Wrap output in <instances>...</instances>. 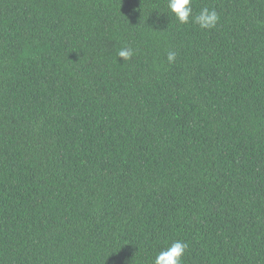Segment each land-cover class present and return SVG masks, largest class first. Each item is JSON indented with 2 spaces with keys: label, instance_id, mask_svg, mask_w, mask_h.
<instances>
[{
  "label": "trees",
  "instance_id": "16d2710c",
  "mask_svg": "<svg viewBox=\"0 0 264 264\" xmlns=\"http://www.w3.org/2000/svg\"><path fill=\"white\" fill-rule=\"evenodd\" d=\"M192 7L0 0V264H264V0Z\"/></svg>",
  "mask_w": 264,
  "mask_h": 264
},
{
  "label": "clouds",
  "instance_id": "9594fccd",
  "mask_svg": "<svg viewBox=\"0 0 264 264\" xmlns=\"http://www.w3.org/2000/svg\"><path fill=\"white\" fill-rule=\"evenodd\" d=\"M192 3L193 0H167L168 9L175 16L179 24L186 25L194 23L205 30L215 28L220 19L217 11L203 7L198 14L193 15ZM134 54V50L130 47H123L117 53L118 57L124 61L130 60ZM176 56L177 53L175 51H169L167 53V62L169 64L175 63ZM187 248L188 245L186 243L176 240L158 252L153 264H183V257Z\"/></svg>",
  "mask_w": 264,
  "mask_h": 264
}]
</instances>
